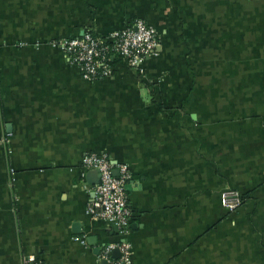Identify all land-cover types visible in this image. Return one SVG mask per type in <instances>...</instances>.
<instances>
[{"label":"crops","instance_id":"crops-1","mask_svg":"<svg viewBox=\"0 0 264 264\" xmlns=\"http://www.w3.org/2000/svg\"><path fill=\"white\" fill-rule=\"evenodd\" d=\"M136 20L141 71L89 81L54 46ZM90 153L129 167L132 264H264V0H0V264H108Z\"/></svg>","mask_w":264,"mask_h":264},{"label":"built area","instance_id":"built-area-1","mask_svg":"<svg viewBox=\"0 0 264 264\" xmlns=\"http://www.w3.org/2000/svg\"><path fill=\"white\" fill-rule=\"evenodd\" d=\"M54 46L80 68L86 80L95 81L113 74L111 61L116 58L141 71L147 59L157 56L160 41L156 29L143 20H136L124 30L106 37L86 32L80 38L60 40ZM81 169L84 182L89 171L100 174V183L92 191L87 214L94 220L107 223L121 239L105 245L102 258L108 264H132V244L127 239L133 218L127 195V185L132 178L128 165L112 161L105 153H90L83 158ZM116 169L118 177L114 175ZM85 188L89 190L87 183ZM221 204L224 209L234 212L243 204V197L239 191L228 189L221 195ZM81 241L86 244L85 238ZM115 251L119 253L118 258L113 257ZM21 264L41 263L32 257H25Z\"/></svg>","mask_w":264,"mask_h":264},{"label":"water","instance_id":"water-1","mask_svg":"<svg viewBox=\"0 0 264 264\" xmlns=\"http://www.w3.org/2000/svg\"><path fill=\"white\" fill-rule=\"evenodd\" d=\"M94 172H96L97 174H99V172L98 171H94ZM100 175V174H99ZM114 175L116 176V177H118L119 176V171L116 169V170H114ZM114 255H115V257L116 258H118L119 257V253H118V251H115L114 253H113ZM117 254V255H116Z\"/></svg>","mask_w":264,"mask_h":264},{"label":"trees","instance_id":"trees-1","mask_svg":"<svg viewBox=\"0 0 264 264\" xmlns=\"http://www.w3.org/2000/svg\"><path fill=\"white\" fill-rule=\"evenodd\" d=\"M94 34V33H93ZM96 35V34H95ZM119 59H114L113 61H111V64L113 65V66H115L116 65V63H117V61H118Z\"/></svg>","mask_w":264,"mask_h":264}]
</instances>
